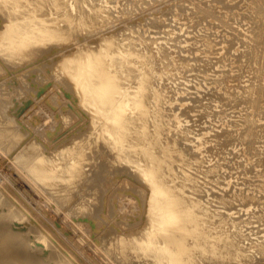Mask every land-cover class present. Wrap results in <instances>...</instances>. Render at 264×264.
I'll return each instance as SVG.
<instances>
[{"label":"bare ground","instance_id":"1","mask_svg":"<svg viewBox=\"0 0 264 264\" xmlns=\"http://www.w3.org/2000/svg\"><path fill=\"white\" fill-rule=\"evenodd\" d=\"M93 1L94 0H0V150L8 155L12 167L18 169L19 174L21 173L25 178L24 180L28 181L30 186L32 185V188L34 187V189L39 192L37 193L35 191L37 194H40V197H43L44 202H46L45 200L47 199L54 202L56 201L57 204H59L60 209L64 210V212L67 213V215H69L76 223L78 222L77 214L80 212L83 213L82 216L85 215L88 217L91 214L100 215L102 213L103 203L108 198L107 191L111 189V184L114 185L118 182V180L114 178L116 181L113 183L114 179L111 178L112 176H115L117 179L123 177H125V179L126 177L131 179L132 184L130 183V185H132V189L138 193L137 195L140 196L142 202L140 214V216H142L138 219L139 221H135L134 223L126 222L124 217V222L122 220L121 225L125 228L120 226V222L110 220L107 228L105 230L103 229L104 231L102 230L103 234H108L107 232H110L108 236L102 234V237L105 236L104 239H107L112 235V242L109 239L110 236L108 238L110 244L107 243L108 246L105 247L103 245L102 250L104 251L106 249L111 257L115 255L117 257V264H210L214 262L216 264H257L258 258L264 259V235L262 239L258 237L256 242H251L249 244L243 241L240 235L244 233V227L250 222L251 217L253 220L254 212L251 210V207L253 206L254 209V205H257V203L260 205V201L258 202V199H260L259 197L255 198L256 195L246 197L247 195L245 194V196L243 193H246L252 188L250 187L251 185L249 186V184H252L251 182L246 185L248 183L247 179L251 180L249 178V172L252 171V173L258 175H260L259 173L264 174V168L260 169L261 167H258L262 165V167H264V153L263 155L261 153L258 155L259 151L264 150L263 145V149L261 148L262 150L259 149L258 151V148H260L264 142L261 143L259 141L260 139H257L261 135V139L264 140L262 138V135L264 137V128L263 126L261 127L262 122L258 124L255 121L257 126L260 125L259 130H262L260 132H263V134H258L256 138L257 140L252 136L253 134L255 135V132L257 131L254 132V130H251L254 133L251 132L252 134H250L249 131V133H247L252 136V138L248 136L249 138H247V142L248 139H253L255 141V143L253 141L255 144H253V146L254 149L255 147L257 148V157L254 152L256 149L254 150L252 148L254 151H252V155H250L248 152L249 149H247L248 151L245 149L246 144L244 140H241L240 138L245 135V133H243L244 135L242 136L241 131L247 132L243 129H247L248 126L243 128L237 127V134H234L235 130L233 129V126L230 128L234 131L228 129V125L232 124L229 123V121H231L230 118L233 116L232 113L230 114V112L228 113L224 110L223 112H217V110L211 112L206 109L210 108L209 106L204 105L205 103H201L200 105L205 106V110H202V106V109L198 110L200 105L196 108L200 113V118L213 114L214 116L217 115L219 117V119H217V117L215 118V120H219H216V124L212 122L214 127L212 128L213 134L211 138L206 136L208 139L203 138L204 141L202 143H199V141L197 142V139L192 136V134H198V130L202 131V127L194 128V126H185L182 124L181 119H178L182 116L177 115L178 117H176L175 115V111L180 104H182V106L179 108L182 109L184 113H190V110L187 109H190L191 107L185 106L183 108V105L184 101L187 100L188 89L190 88L191 83L194 85L196 83H207V85L210 82L214 83L208 91H206L205 86H202L205 92L203 98H207L208 100L212 99L213 97H210L214 96V94L218 97L217 94L219 93H233V88L231 87L233 82L230 81L227 74L234 73L233 70L236 69L234 68V63L236 61L234 58H231L227 50L224 53L215 55V59L212 60L211 56L215 52L212 50L213 48H211L212 46L209 42L210 35L203 30L200 25L203 22L209 23V19L205 16L210 15L208 13L206 15L205 12H208L211 5L216 6L217 4L218 7V4H220L221 7L225 5L230 8L234 5L236 6L237 4L235 3L238 1L241 2L242 0H230L228 3H224V0H192L193 3L199 1L204 5V7L202 5L200 6L199 11H195L194 8L191 11L192 13H190V10L192 9L191 7L189 8L190 5L185 6V3L176 2L178 0L170 2H168V0L167 4H165L166 1L165 3H162L164 2L162 0H126L124 3H122L121 0H105L103 4H95ZM160 1H162V5ZM253 1H257V3L259 2L258 4H263L264 2H262V0ZM157 2L160 3L156 6L160 11L159 14L156 15L150 12L149 15L143 16L141 15V12L138 14V17H136L135 22L125 23L126 16H130L131 13L137 14L138 8H146L147 5L151 6ZM248 2L244 4H249ZM250 2H252V0ZM196 4L193 5L196 6ZM241 4L242 3H240V5ZM46 6L48 9H46ZM208 6L209 8H207ZM252 6L254 5L252 4ZM255 6V8H257L259 5L255 4ZM21 7H24V9ZM196 7L199 8V5ZM214 8L216 9V12L219 11L216 7H213L212 9L210 8L211 11H214ZM22 9L24 11H21ZM232 9L233 8H231V10ZM239 9L242 11L240 7ZM235 10L233 9V14L235 13ZM180 11H187L188 13L185 24L186 27H182V23L177 19V15ZM19 12L20 16L18 15ZM47 12L51 14L46 16ZM246 12V15L250 13H253V15L255 14L253 11L248 13L249 10ZM262 14L264 15V13ZM80 15H84L83 19L80 18ZM232 15L230 17H232ZM243 15L246 16L245 12ZM59 16H64L65 19H61ZM261 17L263 16H259V21L258 19L256 20L260 24L264 23L260 22ZM18 18L22 19L18 20ZM213 18H216V20ZM213 18L210 19H213L215 23L213 24L212 21V25H218L216 21L219 18L216 16ZM226 19H228V17ZM61 21H64L65 23L74 22V27L72 28L75 30H80L85 27V25L90 27L92 24L110 27L109 31L113 34L111 37H108L107 34L101 35L99 38L90 42L87 48H78L74 50V52H78V55L73 54V61H66L67 65L66 63L64 64V69L67 71L68 75L66 78L62 77L63 80H59V82L64 87L65 91L69 93H66L68 98L70 95L73 99V106H75L74 108L71 105L73 109L78 110V107L84 108L87 106V109L89 110L84 108L85 111L97 112L98 115L96 113V115L93 114L94 112H90L89 114L90 123L88 126H94L93 128L90 127L92 130L95 127L97 128L99 123L96 116H100L105 108L114 109L113 113L107 117V126H115L121 129V134L113 141L110 140L111 131L107 128L106 130H102V132H94L97 134L96 136H88L87 138L85 137L88 133L86 132L87 134H85L82 132L85 137L82 138L80 135L81 138L79 140H77L79 136H77V138L75 136H70L68 142L63 146H59V138H52L51 134L46 133L45 129L43 130L46 123L44 118L37 115L39 121L36 120L37 124H35L32 122L31 118L33 112L31 114H28V111L24 112L27 108L25 105H28L26 104L28 101L25 100H28V97H24L26 92L23 93V90H21L22 88H19L20 86L16 87V85H19L16 84L17 81L15 80L16 68L24 67L28 63H33L36 58L43 56L51 50L54 44L64 35V26L59 25ZM221 22L220 24L223 23ZM254 24H256V22ZM254 24L253 26L256 27L257 24ZM262 25L263 24H261V26ZM137 27L139 28L137 29ZM150 27L158 29L157 36L152 37L145 34ZM190 27H192V29H189ZM219 27L221 26L219 25ZM124 29L130 30L128 37L133 39L128 44L120 43V45L125 47L126 55L122 49H120L121 51H117L119 48L116 49L117 44L115 42L119 38V33ZM254 30L256 31L257 29L253 28V30L249 31L253 32ZM225 32L221 35L226 37L229 42L231 40L230 37L233 36L234 32H231L232 36L224 34ZM257 33L258 32H256V34ZM256 34H252L253 36L255 35L254 38L256 37ZM249 35H247L248 39L250 38ZM259 35L262 36L261 34ZM238 37L240 36L238 35ZM236 39L237 38H235V40ZM251 39L250 41H252ZM247 40L245 42L246 44L249 41ZM101 41H103V43ZM135 41L137 42L135 43ZM155 41L158 42L156 47L151 44V42ZM233 43H235V41ZM249 43L251 44V42ZM260 44L264 45V42L263 44ZM257 45H259L258 42ZM257 45L255 44V46ZM136 46L142 47L139 49ZM244 46L246 47L245 44ZM248 46L250 45H247V47ZM258 47L255 49H259ZM170 48L177 49L178 54L175 56L168 50ZM249 48L251 47H248V50ZM157 50L161 51L159 52V58L157 57ZM237 50L238 48L236 47L235 51ZM197 51L201 52L200 55H197ZM258 52L260 53V50ZM263 52H261L260 56ZM234 53L235 52H233V54ZM247 54H245V56ZM169 55L171 57H169ZM248 56L245 59H247ZM255 56L253 55V59L256 58ZM249 57L251 58V56ZM132 58H136L135 61L140 62L141 65L139 66H142L143 69L139 70V66L135 67L131 65L129 59ZM243 58L241 56L242 61ZM165 59L166 61H164ZM209 59H211V61ZM242 61L241 64L243 65ZM110 62L113 64H110ZM252 62L253 61H251L250 64L253 67L255 65L254 63H258L259 61ZM262 63L263 62H261V65ZM114 64L120 67L119 73L114 71ZM125 65L134 70L136 83L139 84V87H137L135 91H130V93L136 96L131 105L126 103V100L130 96L129 90L126 88L124 91H119L117 87L118 80L121 85L123 81L131 82L129 80L134 79H126L123 77L122 72L126 69ZM237 65L239 66L240 64ZM258 66L262 67L260 65H257V69L254 67L255 74L256 70L259 72ZM208 68H211L215 74H208ZM263 68H261V76L263 74L262 71H264L262 70ZM161 69L162 71L159 72ZM193 69H195L196 72ZM192 70L194 73L187 75V72ZM41 72L43 74V71ZM23 73L26 75L29 71L25 70ZM218 73H223V75L218 76ZM40 76L42 75L40 74ZM29 77L30 73L27 74L25 83L29 84V87H31L32 80H29ZM254 78H256V76L252 79ZM101 79H107V81H109L108 89L101 87ZM153 79H155V81ZM261 79H264V77L259 78V82H257L256 79L254 80L257 84L263 82ZM156 82L158 84L155 86ZM251 82H253V80ZM256 84L253 85L255 87L259 85ZM33 87L34 86H32V88ZM255 87H250L252 90V92L250 90V94L254 93V90L257 88ZM261 88L263 89V87ZM259 91L261 90L259 89ZM234 93H236V88ZM260 93L261 92H259V94ZM14 94L18 96V98H15L17 99L16 101L13 99ZM231 95L232 94H229V96ZM258 95L256 94L255 97L257 96L259 100L264 96L261 95L260 98ZM216 96H214L215 99ZM71 98H69L70 101ZM229 98H231V101L234 100V97H228V99ZM217 99L219 100L220 96ZM224 99L222 98V100ZM251 99H253V102L258 100L256 98L254 99V97ZM259 100L257 102L258 107H260L259 104H262ZM57 102V98L54 97L51 106H49L50 110L53 106L57 107L55 111L56 115L53 116L52 111L46 110L45 117L54 121L56 128L60 129L62 126H66L68 122V120H63L66 118L67 110L65 111L66 108H63L64 110L62 109L65 105L59 107ZM82 104L85 106L82 107ZM207 104L209 103L207 102ZM69 105L70 103L68 106ZM244 105L246 106V104ZM250 105H252V103ZM138 106L140 108L137 109L136 115H138V119L141 120V123L139 125H136V123H132L131 121H126V123H124L122 115H127L128 120H132L134 115L132 110ZM255 106L256 104L254 107ZM262 108L264 109V107ZM262 108L260 107V109ZM245 109L246 115L248 116L247 110L249 107L247 108L246 106ZM253 109L254 108H252V110ZM78 111L81 112L80 110ZM78 111L75 110L74 113ZM257 112L256 114H258ZM244 113H242V115ZM260 113L262 114V111H260ZM252 115L249 117H252L253 120L255 114L253 115L254 117ZM249 117L248 119L251 120ZM257 117H255L256 120ZM259 117L262 119L261 115ZM242 119L246 120L247 118L243 117ZM248 119L247 121L250 125L252 120L249 121ZM148 120H151L152 123L153 128L151 131L147 129L142 132L132 127H141L142 122H149ZM127 122L130 125H127ZM226 126H228V128ZM215 127H221L222 129L221 131H218ZM250 129L251 128H249V130ZM210 133L208 134L210 135ZM177 134H179V138L173 139L172 137ZM202 134L200 132L199 135L201 136ZM128 136L134 138L133 145L126 148H115L110 145L111 143H113L112 145H118L126 140ZM144 140H148V143L150 144L149 149L143 147ZM251 140L249 142H252ZM257 141L261 143L260 147L256 146V144H259ZM103 142L108 146L110 145V150L105 152L106 156L104 152L100 154L96 153V150L101 147L100 144ZM230 143L235 144L239 150H227V145ZM248 146L252 147V144L250 143ZM111 152H115L116 156H114L115 154H111ZM146 153L152 154L153 157H148ZM253 154H255V158ZM128 156H136L139 160V162L136 158L135 160H132L133 162L135 161L136 164L138 162L137 165L140 167L136 172L135 170H128L127 165L133 163L129 162ZM144 157L148 158L147 162L140 164V160H143L144 162ZM126 160H128L126 162L127 165L122 164L123 161ZM101 165L104 166L103 171L108 170L106 174L98 172L99 170L95 168V166H99L100 168ZM137 165L133 166L136 167ZM225 165L228 167L243 168L239 171V183L228 184L226 187H222V181L216 182V184L211 182L212 184L214 183L215 186H212L210 183L211 186L209 190L207 187L209 182L206 180V174L204 172L207 171L208 168L209 172H213L212 175L217 177L220 173H223L224 175L222 176L224 177L225 173L222 172V167ZM100 169L102 170V168ZM94 170H97V172ZM143 174L147 178H143ZM201 174L205 175L200 176ZM255 176L257 177V175H254V177ZM262 177H264V175ZM260 179H262L260 180L262 182H257V187L253 188L258 192L263 191L264 193V190H262L264 189V178L260 177ZM110 180L112 182H109ZM131 180L127 182L129 183ZM9 181L12 182L10 178H0V264H77L75 262L76 259L73 261L69 254L66 255L67 253H65L63 247L61 249L59 243H57L58 246L55 245L53 248H51V245L46 246L49 242L52 244L54 237L52 238L46 234V232L48 233L49 231H47L48 229L46 228V225L42 223V219L40 220L39 218V215L41 214H36V216L34 215V218H31L32 216L29 212H32V210H30V207H28L30 211L24 207L23 199L21 200L22 203L18 201L17 198H19V196L17 195L19 194L15 195L17 198L12 196ZM107 183H110V185L108 184L110 189L109 187L105 188V184ZM237 184H240L242 187H238ZM125 186L126 185L123 187ZM219 187V190L225 192V194L221 192L222 195H218L216 192L206 193L204 191H211L213 188L217 189ZM258 188L260 190H258ZM18 191L17 193H19ZM123 192L125 191L123 190ZM145 192L148 195L147 201H143L144 197L142 195L146 196L144 194ZM260 194L257 195L260 196ZM26 197L29 199L31 198L32 201L30 194ZM40 197L39 201H41ZM27 198L25 200L26 202ZM137 198L138 197H136V200L139 199ZM83 200L84 203L82 202ZM85 201L87 202L85 203ZM136 202L138 203V201ZM34 205H37V203H34ZM111 205L113 204L111 203ZM244 206H248L246 209L247 212L245 213L247 217L244 219L240 218L241 221L238 219L239 222H235L238 221L237 218L242 216H238L237 214L240 212L241 207ZM39 207H41V205ZM150 207L155 210L154 215L156 217V222H154L155 218H152L153 221H150L152 224L148 222L150 226L147 227L145 223L149 221V218L146 220L143 218V214L145 216V214L147 215L149 213L150 216L148 217H152L151 215L153 214L149 209ZM35 208L37 207L35 206ZM148 210L149 212H145ZM112 211L114 210L109 209L108 212L110 213ZM254 211L256 214V210ZM249 212L253 214L250 215ZM261 213H263V211ZM111 214L112 213H110V215ZM99 217L100 221L101 219L104 220L101 216H98V218ZM86 219L84 220L86 221ZM162 222L164 223L162 224ZM85 224L86 223H84V225ZM92 226L90 225L89 227L91 228ZM161 227L164 228V230H167L168 234L162 235L160 233ZM81 229L84 230V226ZM87 229L86 231L89 233L90 230L89 228ZM91 229H93V227ZM91 236L93 235H90V237ZM168 236L173 237V239L170 241ZM93 237L91 239H93ZM87 238L85 242L87 241ZM100 238L101 237L99 236L98 239ZM193 245L199 246L200 251L192 253L190 247ZM211 257H213V259ZM208 258L209 261L207 260ZM162 260H164L163 263Z\"/></svg>","mask_w":264,"mask_h":264},{"label":"rangeland","instance_id":"2","mask_svg":"<svg viewBox=\"0 0 264 264\" xmlns=\"http://www.w3.org/2000/svg\"><path fill=\"white\" fill-rule=\"evenodd\" d=\"M122 1V3H124V2H126V0H121ZM162 1H164V2H162ZM162 1H160V3L162 2V3H165V1H166V3L165 4H167L168 2H170V1H173V0H162ZM168 1V2H167ZM230 0H224V3H228ZM249 0H242L241 2L240 1H238V2H236L235 4H237L236 6L234 5V6H232V7H230V8H228L227 6H225V5H223L222 7L220 6V4H218V7H217V4H216V6L215 5H211L210 6V8L212 9L213 7H216L217 8V10H219V11H217L216 12V9L214 8V11L212 10L211 11V9L209 8V6L207 7V8H209L210 9V11H209V9H208V12H205L206 13V15H207V13L210 15V16H205V17H207V19H209L208 21H209V23H207V22H203L201 25H200V27L203 29V30H205L209 35H210V38H209V42H210V45L212 46L211 48H213L212 50L215 52L214 54H212V56H211V58H212V60H214L215 59V55H219L220 53H224L226 50L228 51V54L231 56V58H234L235 59V66H234V68H236L235 70H233L234 71V73L233 74H227V76H228V78L230 79V81H232L233 82V85L231 86L232 88H230V89H232V92L233 93H231L230 91H228V92H230V93H227V92H225V94H222V93H219V94H217L218 95V97L220 96V99L218 100L217 98V96L214 94V96H216V99H215V97L214 96H211L210 98H212V99H207V98H203L204 97V88H202V86H205V88H206V91H208L213 85H214V83H212V82H210L208 85H207V83H196L195 85L193 84V83H191V86H190V88L188 89V94H187V100H185L184 101V105H183V108L185 107V106H190L191 108L190 109H187V110H190V113L189 114H186V113H184L183 112V110L182 109H180L179 107H181L182 106V104H180L179 105V107H178V109H176V111H175V115H176V117H178V116H182L181 118H178V119H181V122H182V124L183 125H185V126H194V128H200V127H202L201 128V130L203 131H200V130H198L199 131V133L198 134H192V136H194L196 139H197V142L199 141V143H202L203 141H204V139L206 138V139H208V137L209 138H211V136H212V128L214 127L213 126V124H212V122L213 123H215L216 122V120L217 119H219V117L217 116V115H215L214 116V114L213 115H208V116H206V117H202V118H200L199 117V115H200V113H199V111H197V109L196 108H198V106L201 104V103H205L204 105H207V106H209L210 108H206V109H208V110H210L211 112H215L216 110H217V112L218 111H222L223 112V110L224 111H227L228 113L230 112V114L232 113L233 114V116H232V118H230L231 119V121H229V123H232V124H229L228 126H229V128H228V126H226L228 129H230V130H232V128H230L231 126H233V129L235 130H232V131H234V134H237V132H236V129H237V127H245V126H248L247 127V129L245 128V129H243L244 131H247V132H243V131H241V135L243 136L244 134L243 133H245V137L243 136V137H240L241 138V140H244V142H245V146H246V150L247 149H249V153H250V155H252V151H254L255 149V154H256V156H257V153H256V151H257V148L255 147V149H254V146H253V144L255 143V141L252 139H250L252 142H249L250 140L248 139V142H247V138H249L248 136H250V138H252V136H253V138H257V136H258V134L260 133V134H263V132H260V131H262V130H259L260 128V125H258L257 126V124L256 123H260V122H262L261 124V127L263 126V128H264V112H263V108L262 107H264V105H263V98H264V96H262L263 98H261L260 96L261 95H264V93H263V91H264V79H261V81H263V82H261V83H257V84H259V85H257L256 84V82H255V80L254 79H256V81L257 82H259V78H263L264 77V71H262V76L260 75V73H261V68H263V66H264V45H261L260 43H262L263 44V42H264V28H263V26H264V23H261V24H263L262 26H261V24L260 23H258V21H259V16H263L264 17V15L262 14V13H264L263 11V9H264V6H263V4H264V0H262V2H263V4H258L257 3V1H253L252 0V2H248ZM105 2V0H94L93 1V3H95V4H103ZM176 2H179V3H185L186 5L185 6H189V8L191 7L192 9L190 10V13H192L191 11L194 9L195 11H199V9H200V6L202 5L201 4V2H195V3H193V1L192 0H178V1H176ZM249 3V4H244V3ZM255 2V3H254ZM159 2H157V3H155V4H153V5H151V6H146V8H143V7H141V8H138V12H137V14H130V16H126V18H125V23H127V22H135L136 21V17H138V14L139 13H141V15H143V16H146V15H149V13L150 12H152L153 14H159L160 13V11H159V9H158V7H156V6H158L159 4H160ZM162 3H161V5H162ZM197 3V4H196ZM200 3V4H199ZM240 3H242L241 5H240ZM73 4H75V3H73ZM196 4V6L197 5H199V8L198 7H196V6H194V5ZM252 4L254 5V6H252ZM255 4H257V5H259L257 8H255L256 6H255ZM76 5V4H75ZM160 5V6H161ZM193 5V6H192ZM238 5H239V7L242 9L243 7V9H242V11L239 9V7H238ZM245 5V6H244ZM246 5H248V6H246ZM262 5V6H261ZM203 7H204V5H202ZM206 6V5H205ZM245 7H246V9H245ZM261 7H263V8H261ZM21 8H23L24 9V7H21ZM50 8V7H49ZM202 8V7H201ZM231 8H233L234 10H235V13H237V14H233V9L231 10ZM254 8H255V10H256V12L258 13H256L255 12V10H254ZM260 8V9H259ZM21 10V11H24V10ZM26 9V8H25ZM46 9H48V7L46 6ZM139 9H140V12H139ZM250 9H251V11H250ZM245 10V11H244ZM249 10V12L248 13H250V12H254L255 14L253 15V13H250V14H252V15H250V14H248V15H246V11H248ZM258 10V11H257ZM48 11V10H47ZM221 11H222V13H221ZM237 11V12H236ZM245 12V15L247 16H244L243 14H244V12ZM260 11H261V14H260ZM215 12V13H214ZM243 12V13H242ZM212 13H213V15H212ZM221 13V14H220ZM51 13H49V12H47V15L46 16H48V15H50ZM188 13H187V11H180L179 13H178V15H177V19H179L180 20V22L182 23L181 25H182V27L184 26V27H186V20H187V17H188V15H187ZM217 14V15H216ZM234 16H233V15ZM260 14V15H259ZM19 16H20V12H19V14H18ZM24 15V14H23ZM22 15V16H23ZM221 17H220V16ZM224 15H225V17L227 18L228 17V19H226L225 17H224ZM232 15V17H230ZM236 15V16H235ZM244 17H243V16ZM83 16L84 15H80V18L81 19H83ZM192 16V15H191ZM212 16V17H211ZM214 16H216L217 18H219V19H217V21H216V23L218 24V25H212V21H213V19L214 20H216V18H213ZM240 16V17H239ZM249 16V17H248ZM252 16V17H251ZM257 16V17H256ZM24 17V16H23ZM61 19H65V17L64 16H59ZM263 17H261V19H260V22H264V18ZM211 18H213L212 20H210ZM224 18V19H223ZM19 19H22V18H18V20ZM258 19V21H256ZM223 22H221V21ZM211 21V22H210ZM218 21H220L222 24H220V22H218ZM251 22H252V26H253V24L256 22V24L258 23V24H260V25H258L257 24V26L259 27H252L251 26ZM226 23V24H225ZM213 24H215L214 23V21H213ZM226 25V26H224V25ZM227 24H229V25H227ZM256 24H254V25H256ZM60 26H64V29H65V32H64V35H63V37L62 38H60V40L57 42V43H55L54 44V46L51 48V50L49 51V52H47V53H45L43 56H41V57H38V58H36L34 61H33V63H28L26 66H22V67H18V68H16V72H15V80L17 81L16 82V84H19V85H16V87H18V86H20L19 88H22L21 90H23V93L24 92H26V95L24 96V97H28L27 99L28 100H25V101H28L26 104H28V105H25V107H27L25 110H24V112H27L28 114L30 113H32L33 114V116H32V114H31V118H32V122L33 123H35V124H37V122H36V120H38L39 121V118H38V116L40 115L41 116V118H44L45 119V121H46V123H45V126L43 127V130L45 129V132L46 133H48V134H51L52 135V138H59V142H60V144H59V146H63L66 142H68L70 139H69V137L70 136H75L76 138H77V136H79V138H77V140H79L80 138H81V136H82V138L83 137H85V135L83 134V133H85V134H87L86 135V137L85 138H87L88 136H96L97 134L96 133H98V131L99 132H102V130H106L107 128H109L110 129V131H111V135H110V140L111 141H113V140H115L120 134H121V129H119V128H117V127H108L107 126V123H108V121H107V117L110 115V114H112L113 113V111H114V109L113 108H105L104 109V111H103V113L100 115V116H96V118H97V120H98V125H97V128L95 127L93 130H92V128L94 127H92L91 125H89L88 126V124L90 123V117H89V114H90V112L92 113V112H94V111H85V109H87L88 107L86 106V107H84L85 105L84 104H82V107H84V108H81V107H78V110H80L81 112H79L77 109H73V107L75 108V106H73V99L70 97V95H69V98H71V101H70V99L68 98V95L67 94H69L67 91H65V89H64V87L61 85V83L59 82V80H63L62 79V77H65L66 78V76L68 75V73H67V71L64 69V64L66 63V61H69V62H71V61H73V59H74V56H73V54H75V55H78V52H74V50H76V49H78V48H87L88 46H89V43L90 42H92L93 40H95L96 38H99L101 35H104V34H107V36L108 37H111L113 34H112V32H110L109 31V29H110V27H108V26H103V25H100V26H97V25H95V24H92V26H90V27H88V26H86L85 25V27H83V28H81L80 30H75V29H73L72 27H74L73 25H74V22H69V23H65L64 21H61V23L59 24ZM219 25L221 26V27H219ZM76 26V25H75ZM251 26V27H250ZM260 26H261V28H260ZM250 27V28H249ZM139 27H137V29H138ZM252 28V29H251ZM253 28H255V29H257L256 31H255V33H254V31L252 32V31H249V30H253ZM189 29H192V27H190ZM263 29V30H262ZM261 30V31H260ZM109 31V32H108ZM225 31H227V32H225ZM259 31H260V33H259ZM158 32V29L157 28H154V27H150L149 28V30H147L146 32H145V34L147 35V36H152V37H155V36H157V33ZM223 32H225L224 34H226V35H230V36H232V33L231 32H234L235 33V36H234V33H233V36L232 37H230V44H229V42L227 41V39H226V37H224V36H222L221 34L223 33ZM256 32H258L257 34H256ZM130 33V30L129 29H124L121 33H119V38L117 39V41H115L116 42V44H117V46H116V49H118L119 48V50H117V51H121L120 49H122L123 51H124V53H125V55H126V52H125V47L124 46H122V45H120V43H125V44H128V43H130L133 39L132 38H129L128 37V34ZM237 33V34H236ZM263 33V34H262ZM250 34V35H249ZM252 34H256V37L254 38V36L252 35ZM259 34H261L262 36H260ZM238 35L240 36V37H238ZM247 35H249L250 36V38L248 39V36ZM253 36V37H252ZM233 37H234V39H233ZM235 38H237L236 40H235ZM252 38V39H251ZM254 38V39H253ZM263 38V39H262ZM249 41H248V40ZM250 39L252 40V41H250ZM246 40L248 41L247 42V44L245 43L246 42ZM256 42H255V41ZM162 41H164V40H162ZM165 41H166V39H165ZM235 41V43H233ZM243 41H244V44L246 45V47H247V45H250V46H248V47H251V48H249V50H248V47H247V49H246V47L244 46V44H243ZM261 41V42H260ZM102 43H103V41H101ZM106 42V41H105ZM137 41H135V43H136ZM249 42H251V44L249 43ZM253 42V43H252ZM257 42H258V44L259 45H257ZM158 42L157 41H155V42H151V44L152 45H154L155 47H156V44H157ZM255 44L257 45V46H255ZM227 45H228V47H227ZM134 46V45H133ZM259 46V47H258ZM260 46H261V48H260ZM137 48H141L142 46H136ZM236 47L238 48V50L237 51H235V49H236ZM256 47H258L259 49H255ZM234 48V49H233ZM150 49V48H149ZM231 51H230V50ZM169 51H171L175 56L178 54V50L177 49H172V48H170V49H168ZM240 50V51H239ZM251 50V51H250ZM254 50V51H253ZM260 50V53L258 52ZM73 51V52H72ZM158 52H157V57L159 58L160 57V55H159V52H161L160 50H157ZM174 51H176V52H174ZM232 52V53H231ZM233 52H235L234 54H233ZM239 52V53H238ZM242 52H243V54H242ZM261 52H263L262 53V55L260 56V54H261ZM197 55H200V51H197ZM231 53V54H230ZM236 53H238V54H236ZM248 53V54H247ZM252 53V54H251ZM258 53H259V55H258ZM99 54V53H98ZM241 54V55H240ZM245 54H247L246 56H245ZM250 54V55H249ZM239 55V56H238ZM251 56V58L249 57V56ZM253 55L256 57V58H254V59H257V60H254L253 59ZM239 58H238V57ZM241 56H242V58H243V61H242V59H241ZM248 56V58L247 59H249V60H247V59H245L246 57ZM260 56V57H259ZM169 57H171L170 55H169ZM262 57H263V59H262ZM253 59V60H252ZM261 59H262V61H261ZM136 60V58H132V59H129V62H130V64L131 65H133V66H135V67H137V66H139V65H141V63L140 62H137V61H135ZM210 61H211V59H209ZM164 61H166V59L164 60ZM241 61H242V63H243V65L241 64ZM251 61H259L258 63L256 62V63H254L255 65L252 67V65L250 64V62ZM246 62V63H245ZM252 62V63H253ZM261 62H263L262 63V65H261ZM240 64L239 66H240V68H239V66L237 65V64ZM260 63V64H259ZM110 64H113L112 62H110ZM66 65H67V63H66ZM115 65V64H114ZM210 65V64H209ZM248 65V66H247ZM257 65H260V66H262V67H259L258 66V69H259V72L256 70V74H255V69H254V67L257 69ZM125 67H126V69L122 72V74H123V77L124 78H126V79H132V78H134L133 80H129V81H134V82H128V81H123L122 83H121V85H120V81L118 80V90L119 91H124L126 88L129 90V94H130V96H129V98L126 100V103L127 104H132L133 103V99H135L136 98V96L134 95V94H132V93H130V91H135V89L137 88V87H139V84H137L136 83V75H135V72H134V70L133 69H131L130 67H128V66H126L125 65ZM140 67V68H139ZM138 67V69L139 70H141V69H143L142 68V66H139ZM208 67H212V66H208ZM246 68V69H245ZM209 69V68H208ZM25 70H28L29 71V73H30V77H29V80H32V86H34L33 88H32V86L31 87H29L30 85L29 84H26L25 83V79L27 78V74H29V73H27L26 75L23 73ZM43 71V74H42V72L41 71ZM193 70H195V69H193ZM193 70L192 71H189V72H187V75H191V74H193L194 72H193ZM262 70H264V68L262 69ZM114 71L115 72H117V73H119L120 72V67H118L117 65H115V68H114ZM162 71V69L159 71V72H161ZM242 71V72H241ZM252 71V72H251ZM195 72H196V70H195ZM236 72V73H235ZM254 72V73H253ZM207 73L208 74H210V75H214L215 74V72L210 68L209 70H207ZM40 74L42 75V76H40ZM255 74V75H254ZM218 76H220V75H223V73H218L217 74ZM259 75H260V77H259ZM43 76H45V77H43ZM250 76H252V77H250ZM254 76H256V78H254V79H252ZM258 77V78H257ZM151 80H152V78H151ZM154 81H155V79H153ZM253 80V82H251ZM253 83V84H256L257 86V88L253 85V84H251V83ZM28 83H29V81H28ZM34 83V84H33ZM23 84V85H22ZM25 84H26V87H25ZM158 83L156 82L155 83V86L157 85ZM250 84V85H249ZM263 84V85H262ZM100 85H101V87L102 88H104V89H106L107 87H109V81H107V79H101V81H100ZM252 85V86H251ZM260 85H262V86H260ZM22 86V87H21ZM234 86V87H233ZM28 87H29V89H28ZM253 87H255L256 89L254 90V93L255 92H257V93H251L250 94V90H251V88ZM258 87H259V89L261 90V91H259V89H258ZM261 87H263V89L261 88ZM24 88V89H23ZM235 88H236V93H234L235 92ZM26 89H28V90H26ZM32 89V90H31ZM108 89V88H107ZM263 90V91H262ZM238 92H240V93H238ZM251 92H252V90H251ZM259 92H261L260 94H259ZM22 93V92H21ZM67 93V94H66ZM241 93H242V95H241ZM227 94V95H226ZM229 94H232L231 96H229ZM234 94V95H233ZM254 94V95H253ZM258 95L261 99V101L259 100V98H257V96L255 97V95ZM223 97H222V96ZM224 95H225V97H224ZM235 95H236V97H235ZM244 95V96H243ZM246 95V96H245ZM252 96V97H251ZM14 98V100L16 101L17 99H15V98H18V96H16V94H14V96H13ZM54 97H56L57 98V103H58V106L59 107H62L63 105H65L64 107H62V109L63 108H66L65 109V111H66V118H64L63 120H68V122H67V124H66V126L64 125V126H62L60 129H57L56 128V126H55V123H54V121H52V120H50L48 117H45L46 116V110H49V111H52V114H53V116H55L56 114H55V111H56V109H57V107L56 106H53L52 108H51V110H50V108H49V106H51V102H52V99L54 98ZM227 97V98H226ZM228 97H234L233 99L235 100H232L231 101V98H229L228 99ZM245 97V98H244ZM254 97V99L256 98V99H258L259 100V102H262V104H259V106L262 108V109H260V107H258V100H256V102H255V104H256V106L254 107V102H253V99H251V98H253ZM208 98H209V96H208ZM222 98L224 99V100H222ZM236 98V99H235ZM249 98V99H248ZM228 99V100H227ZM238 99V100H237ZM68 100H69V103H70V105L68 106ZM218 102H220V103H218ZM220 100H222V101H220ZM250 100V101H249ZM216 101V102H215ZM234 101V102H233ZM18 102V101H17ZM23 102H24V100H23ZM207 102L209 103V104H207ZM213 102V103H212ZM84 103V102H83ZM252 103V105H250ZM219 106H218V105ZM244 104H246V106H247V108L249 107V109L247 110V112H248V116L246 115V106L244 105ZM73 107H72V106ZM204 105H200V107L198 108V110H200V109H202V107H203V109L202 110H205L204 108H205V106ZM250 105V106H249ZM72 108H71V107ZM202 106V107H201ZM71 109H70V108ZM90 107H91V105H90ZM214 109H213V108ZM224 107V108H223ZM239 107V108H238ZM241 107V108H240ZM94 108V107H93ZM140 107L138 106L137 108H133V110H132V112H134V115H133V119L132 120H128V116L126 115H122V117H123V122L124 123H126V121H131L132 123H136V125H139L140 123H141V120H139L138 119V115H136V111H137V109H139ZM194 108H195V110H194ZM216 108V109H215ZM226 108V109H225ZM252 108H254L253 110H252ZM256 108V109H255ZM258 108V109H257ZM82 109V110H81ZM220 109V110H219ZM245 109V110H244ZM64 110V109H63ZM72 110H73V112H72ZM78 111V112H75L74 113V111ZM87 110H89V109H87ZM255 110V111H254ZM259 110V111H258ZM100 111V110H99ZM258 111V112H257ZM260 111H262V114H263V116H262V114L260 113ZM101 112V111H100ZM99 112V113H100ZM216 112V113H217ZM245 112V113H244ZM250 112V113H249ZM254 112V113H253ZM256 112L258 113V114H256ZM35 113V114H34ZM68 113V114H67ZM72 113H74V114H72ZM83 113V114H82ZM97 114V112H94L93 114ZM215 113V114H216ZM242 113H244L243 115H242ZM80 114V115H79ZM95 114V115H96ZM249 114H255V117H257L258 115L260 116L261 115V117H262V119L260 118H258L257 117V120L255 119V117H254V119L252 120V117H249V116H251V115H249ZM38 115V116H37ZM75 115V116H74ZM98 115V114H97ZM178 115V116H177ZM242 117H241V116ZM257 115V116H256ZM29 116V115H28ZM239 118H238V117ZM70 117V118H69ZM73 117V118H72ZM75 117V118H74ZM217 117V119L215 120V118ZM230 117H231V115H230ZM243 117H245V118H247L248 119V117L249 118H251V120L253 121H251V120H249V121H251V123L253 124V123H255V121H256V126L254 127V125L255 124H251L250 123V125L248 124L249 122L247 121V119L246 120H244V119H242ZM241 118V119H240ZM240 119V120H239ZM259 119V120H258ZM96 120V119H95ZM260 120H262V121H260ZM35 121V122H34ZM149 122H142V126L141 127H138V126H132V127H134V128H136V129H138V130H140V131H142V132H144L145 130H147V129H149V131H151V129L153 128L152 127V123H151V120H148ZM217 121H219V120H217ZM235 121V122H234ZM242 122H246V123H242ZM217 123V122H216ZM215 123V124H216ZM242 123V124H241ZM60 124V123H59ZM92 125H94V124H92ZM127 125H130L128 122H127ZM252 126H253V128H252ZM90 127H92L91 129H90ZM206 127V128H205ZM208 127H210V128H208ZM235 127V128H234ZM258 127V128H257ZM225 128V127H224ZM226 128V129H227ZM249 128H251L250 130H249ZM255 128V129H254ZM86 129V130H85ZM88 129V130H87ZM204 129H206V130H204ZM208 129H210V130H208ZM215 129L216 130H218V131H221V127H215ZM256 129H258L259 130V132H258V130H256ZM89 130H91V131H89ZM238 130H239V128H238ZM242 130V129H241ZM251 130H254V132L255 131H257V132H255V135L253 134L252 136L250 135V134H252V133H254L253 131H251ZM250 132V134H247V133H249ZM83 132V133H82ZM87 132V133H86ZM90 132V133H89ZM94 132H96V133H94ZM196 132V131H195ZM200 132H201V136L199 135L200 134ZM211 132V133H210ZM252 132V133H251ZM204 133H205V136H204ZM208 133H210V135L208 134ZM257 133V134H256ZM81 135V136H80ZM247 135V136H246ZM206 136H208V137H206ZM254 136H256V137H254ZM75 138V139H76ZM173 139H177V138H179V134H177V135H174L173 137H172ZM200 138H201V140H200ZM204 138V139H203ZM244 138V139H243ZM262 138L264 139V137H263V135H262ZM215 139V138H214ZM261 143L262 142H264V140H262L261 139V135H260V137H258L257 138ZM256 139V140H257ZM133 140H134V138H131L130 136H128L127 138H126V140H124V141H122L120 144H118V145H112L113 143H111L110 145L112 146V147H115V148H126V147H129V146H131V145H133ZM246 140V141H245ZM262 140V141H261ZM253 141H254V143H253ZM259 141H257V143H259ZM249 143V144H247V143ZM144 144H143V147L144 148H146V149H149V147H150V144L148 143V140H144V142H143ZM250 143L252 144V147L250 148L248 145H250ZM261 143H259L258 145L256 144V146H258V147H260V144ZM101 145V147L100 148H98L97 150H96V153L97 154H100V153H103L104 152V154H105V152L106 151H108V150H110V145L108 146L106 143H101L100 144ZM210 145V144H209ZM255 145V144H254ZM264 144L262 143V145H261V147L260 148H258V151H259V149H263V146ZM263 146V147H262ZM75 147H76V145H75ZM252 148L254 149V150H252ZM235 150V151H237V150H239L238 149V147L235 145V144H228L227 145V150ZM261 149V150H262ZM264 150H262V151H259V153H258V155H260V153L263 155V152ZM253 152V153H254ZM103 154V155H104ZM111 154H115L114 156H116V153L114 152H111ZM255 154H253L254 155V158L256 157L255 156ZM146 155L148 156V157H150V158H152L153 156H152V154H149V153H146ZM105 156H106V154H105ZM229 156H231V155H229ZM130 157H131V159H130ZM128 156V158H129V162H133L132 160H135V158H136V156L135 157H133V156ZM258 157V156H257ZM128 158H126V159H128ZM137 159V158H136ZM74 160V159H73ZM138 160V159H137ZM147 160H148V158L147 157H144V162H143V160L141 161L140 160V164H144V163H146L147 162ZM212 160H214V159H212ZM128 160H126V161H123V163L122 164H124V165H127V162ZM128 162V163H129ZM138 162H139V160H138ZM138 162H137V164H138ZM142 162V163H141ZM126 163V164H125ZM135 163V164H134ZM12 163H11V160H10V158L8 157V155H6L5 153H4V151H2V150H0V178H10L11 180H12V182L11 181H9V183H10V187H11V192H12V196L14 197L15 195H17V194H19V195H17V196H19V198H17V196H15V198H17L18 199V201L19 202H21V200L23 199L24 201H23V205H24V207L27 209V210H29V208L28 207H30V210H32V212L30 211L29 213H30V215L32 216L31 218H34L35 216H36V214H41V215H39V218H40V220L42 221V223H44V225H46V228L48 229L47 231H49L48 233L46 232V234L48 235V236H50V237H54L53 239L54 240H52V244L50 243H48L46 246H50L51 245V248H53V247H55V245H57V243H59V245H60V247H61V249H62V247L64 248V250H65V253H67L66 255H70V258L74 261V259H76V263L78 264H117V262H116V260H117V257L114 255L113 257H111L108 253H107V251H106V249L103 251L102 249H103V245H104V247L105 246H108V244L107 243H109L110 244V241H109V239L111 240V242H112V235H110L107 239L105 238L104 239V237L105 236H103L102 237V234H103V232H102V230L104 229H106L107 228V225L110 223V220H116L117 222H120L119 224H120V226L121 227H123V228H125L123 225H121V222H122V220H123V222H124V217H125V220H126V222H128V223H134L135 221H139L138 219H140V217L142 216H140V214H141V207H142V202H141V199H140V196H138L137 194V192H135L133 189H132V185H130V183L132 184V180L131 179H128L127 177H126V179H128V180H126L125 179V177H123V178H121V179H117L115 176H112L111 178H115L116 180H118V182H114V181H116L115 179L113 180V179H111V180H113V183H115L114 185L113 184H111V189H110V183H107V184H105V188H108L109 187V189L110 190H108L107 192H108V198L106 199V201H104V203H103V209H102V213L99 215V214H97L98 216H101V218H103L104 220H102L101 219V221L99 220L100 219V217L98 218V216L97 215H90L89 217L88 216H82L83 215V213H78L77 214V216H78V222L76 223V222H74V220L69 216V215H67V213H65L64 212V210H62V209H60V206H59V204H57V202L55 201H52V200H50V199H47V200H45L46 202H44V199H43V197L41 198L40 197V194H37V193H39L38 191H36V189H34V187L32 188V185L30 186V183L28 182V181H26V180H24L25 178H24V176L20 173L19 174V171H18V169L16 168V167H12V165H11ZM137 165L136 164V162L134 161L133 163H130V164H128L127 165V167H128V170L129 171H131V170H135V172H136V170L138 169V168H140V167H138L139 165H137L136 167H134L133 165ZM130 165V166H129ZM103 165H101L100 166V168H102V170L99 168V166L97 167V166H95V168L96 169H98L99 171L98 172H102V173H105L106 174V172L108 171V170H104L103 171V169H104V166L102 167ZM263 166V165H262ZM262 166H258V167H261L260 169H262V168H264V167H262ZM15 168H16V170H15ZM136 168V169H135ZM243 168L242 167H238V168H236V167H228L227 165H225V166H223L222 167V172H224L225 173V176L223 177L222 175H224L223 173H220L217 177L216 176H214V175H212V173L213 172H209L208 171V168H207V171H205L204 173L206 174H204L206 177V180L209 182V185H207V187H208V189L210 190V186H211V182H214L215 184H216V182H219V181H222L223 182V186L222 187H226L228 184H235V183H239V181H240V174H239V171L240 170H242ZM101 170V171H100ZM18 171V172H17ZM95 172H97V170H94ZM134 172V171H133ZM254 172V171H253ZM250 173V179L251 180H249V179H247V181H248V183L246 184V185H248L249 184V182H251L252 184H249V186L250 187H252L249 191H245L246 193H243L246 197H251V196H254V195H256L255 196V198L257 197H259L260 199H258V202L260 201V205H259V203H257V205H254L255 207H254V209H253V206L251 207V210H253V212H254V214L253 213H250V215L251 214H253V220H252V217H251V219H250V222L244 227V233L243 234H241L240 236L242 237V239H243V241H245L246 243H251V242H256L257 240V238L258 237H260L261 239H262V237H263V235H264V193H263V191L262 192H258L255 188H253V187H257L256 185H257V182H262V181H260V180H262V179H260V177L261 178H264V177H262L264 174H262V173H259L260 175H258V174H254V173H252V171L251 172H249ZM248 173V174H249ZM5 175V176H4ZM203 174H201L200 176H204ZM254 175H257V177L255 176L254 177ZM3 176V177H2ZM7 176V177H6ZM22 176V177H21ZM141 176H142V173H141ZM140 176V177H141ZM260 176V177H259ZM110 177V176H109ZM253 177V178H252ZM143 178H147L146 176H144V174H143ZM214 178H215V180H214ZM257 178V179H256ZM110 179V178H109ZM217 179H218V181H217ZM222 179V180H221ZM254 179V180H253ZM256 179V180H255ZM109 181V182H112V181ZM124 180V181H123ZM131 180V182H127V181H130ZM246 180V179H245ZM259 180V181H258ZM4 181V180H3ZM27 182V183H26ZM122 182H123V184H122ZM255 182V183H254ZM122 185H121V184ZM125 183V184H124ZM127 183V184H126ZM211 183V184H210ZM212 184V186L214 185L215 186V184ZM254 183V184H253ZM13 184V185H12ZM109 184V185H108ZM120 184V185H119ZM124 185H126L125 187H126V190H125V187H123ZM130 185V186H129ZM219 185V184H218ZM245 185V186H246ZM259 185V184H258ZM13 186V187H12ZM19 186V187H18ZM119 186H121V187H119ZM129 186V187H128ZM237 186L238 187H242L240 184H237ZM115 187V188H114ZM117 187V188H116ZM131 187V188H130ZM247 187V186H246ZM246 187H245V189H246ZM262 187H263V185H262ZM25 188V189H24ZM32 188V189H31ZM115 190H114V189ZM124 188V189H123ZM264 188V187H263ZM128 189V190H127ZM131 189V190H130ZM220 189V187L219 188H213L211 191H206V190H204L206 193H210V192H216V193H218V195H222L221 194V192H223V191H220L219 190ZM19 190V191H18ZM24 190V191H23ZM25 190H26V192H25ZM34 190V191H33ZM123 190L125 191V192H123ZM134 192H133V191ZM254 192H253V191ZM258 190H260L259 188H258ZM262 190H264V189H262ZM17 191L19 192V193H17ZM20 191H22V192H20ZM37 193H36V192ZM109 191H110V194H112V195H110L109 194ZM13 192H15V193H13ZM24 192V193H23ZM111 192H113V193H111ZM121 192V193H120ZM20 193H21V195H20ZM125 193V194H124ZM135 193V194H134ZM224 194H225V192H223ZM252 193H254V194H252ZM260 194V196H258L257 194ZM263 193V194H262ZM26 194V195H25ZM30 194V197H32V201H31V198L29 199V198H27L26 196L27 195H29ZM146 196H144V195H142L143 197V201H147V198H148V195H147V193L145 192L144 193ZM223 194V195H224ZM250 194V195H249ZM23 195V196H22ZM32 195V196H31ZM110 195V196H109ZM137 195V196H136ZM11 196V195H10ZM21 196V197H20ZM122 196V197H121ZM134 196H136V197H138L137 199L138 200H136V197H134ZM22 197H24V198H22ZM39 197H40V200L41 201H39ZM10 198V197H9ZM26 198H27V202L25 201L26 200ZM109 198H110V200H109ZM261 198H263V199H261ZM43 199V200H42ZM113 201H112V200ZM145 199V200H144ZM108 200H109V202H108ZM261 200H262V202H261ZM37 201V202H36ZM136 201H138V203L136 202ZM140 201V202H139ZM161 201V200H160ZM36 204L37 203V205H34V203ZM42 204H41V203ZM83 203H84V200L82 201ZM87 201H85V203H86ZM113 204V205H111V203ZM22 203V202H21ZM28 205H27V204ZM32 203V204H31ZM43 203H44V205H43ZM59 206H57L56 204ZM146 203V202H145ZM261 203H262V205H261ZM105 204V205H104ZM109 204H110V206H109ZM137 204H138V206H137ZM33 207H32V206ZM41 205V207H39ZM116 205V206H115ZM27 206V207H26ZM35 206L37 207V208H35ZM259 206V207H258ZM113 207H116V208H113ZM140 207V208H139ZM54 208V209H53ZM248 208V206H244V207H241V209H240V212L237 214L238 216L239 215H242L243 216V218H242V216L241 217H239V218H237V220L239 219L240 221H241V219H244V218H246L247 217V215L245 214L247 211H246V209ZM60 209V210H59ZM108 209V210H107ZM109 209H113L114 211H112V212H110V213H112L111 215H110V213L108 212L109 211ZM150 209V211L152 212V214L154 215L155 214V210L154 209H152V207H150L149 208ZM153 211H152V210ZM260 209H262V210H260ZM116 210V211H115ZM250 210V211H251ZM254 210H256V214H255V211ZM259 210V211H258ZM111 211V210H110ZM263 211V213H261ZM36 212V213H35ZM104 212V213H103ZM108 212V213H107ZM140 212V213H139ZM145 212H149V210L148 211H145ZM145 212H143V213H145ZM252 212V211H251ZM44 213V214H43ZM115 213V214H114ZM259 213V214H258ZM108 214V215H107ZM137 214H139V215H137ZM35 215V216H34ZM43 215V216H42ZM153 215H151L152 217H148V216H150L149 215V213L146 215L145 214V216H144V214H143V218H145L146 220L148 219L149 221H147L146 223H145V225L147 226V227H149L150 226V224H152L150 221H153V219L152 218H155V220H154V222H156V217H155V215H154V217H153ZM216 215H219V214H216ZM257 215V216H256ZM259 215V216H258ZM40 216H42V217H40ZM91 216H92V218H91ZM112 216V217H111ZM147 216V217H146ZM81 217V218H80ZM109 217V218H108ZM123 217V218H122ZM44 218V219H43ZM86 218H88V219H86ZM106 218V219H105ZM151 218V219H150ZM241 218V219H240ZM84 219H86V221L84 220ZM93 221H92V220ZM120 219V220H119ZM96 220V221H95ZM239 220L238 221H235V222H239ZM88 221H89V223H88ZM92 223H91V222ZM82 224H80V223ZM88 223L87 225L85 224L84 225V223ZM150 224H149V223ZM153 222V223H154ZM99 223V224H98ZM102 223V224H101ZM106 223V224H105ZM148 223V224H147ZM161 223V222H160ZM164 222H162V224H163ZM77 224H78V226H77ZM92 226L93 227V229H91L89 226ZM118 225V224H117ZM144 225V226H145ZM75 226V227H74ZM80 226H81V228H83V226H84V230L86 231V229L87 228H89V233L87 232L88 231V229H87V231H86V233H85V231L84 230H82L81 228H80ZM87 226V227H86ZM95 226V227H94ZM103 230V231H104ZM83 233H84V235H83ZM95 233V234H94ZM98 233V234H97ZM108 234H106V233H104L103 235H106V236H108L109 234H110V232H107ZM160 233L162 234V235H166V234H168V231L167 230H164V228H162L161 227V229H160ZM49 234H51V235H49ZM52 235H54V236H52ZM86 235H87V237H86ZM90 235H93V236H91L90 237ZM95 236H96V238H95ZM99 236L101 237L100 239H98L99 238ZM57 237V238H56ZM84 237V238H83ZM93 237V239H91ZM86 238H87V241L85 242V240H86ZM103 238V239H102ZM81 239V240H80ZM168 239L171 241L172 239H173V237H171V236H168ZM94 240V241H93ZM99 240V241H98ZM108 242H107V241ZM101 241V242H100ZM53 242H55V243H53ZM61 242H62V244H61ZM98 244H99V246H98ZM58 246V245H57ZM95 246H97V247H95ZM101 248V249H100ZM191 248V251H192V253H197V252H199L200 251V248H199V246H196V245H193L192 247H190ZM63 250V251H64ZM83 251V252H81V251ZM212 259H213V257H211ZM78 259V260H77ZM192 260V259H191ZM208 261H209V258L207 259ZM164 262V260H162V263ZM148 264V263H147ZM210 264H216L215 262L214 263H210ZM225 264H233V263H225ZM257 264H264V259H261V258H258V262H257Z\"/></svg>","mask_w":264,"mask_h":264}]
</instances>
